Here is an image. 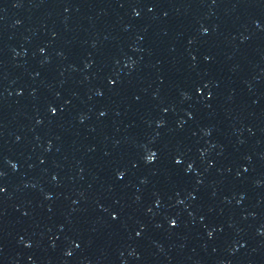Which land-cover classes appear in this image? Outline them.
<instances>
[{
  "label": "water",
  "instance_id": "1",
  "mask_svg": "<svg viewBox=\"0 0 264 264\" xmlns=\"http://www.w3.org/2000/svg\"><path fill=\"white\" fill-rule=\"evenodd\" d=\"M0 264H264V0H0Z\"/></svg>",
  "mask_w": 264,
  "mask_h": 264
}]
</instances>
